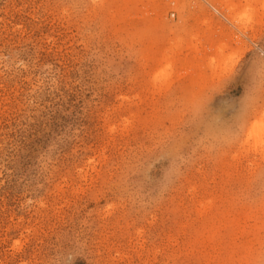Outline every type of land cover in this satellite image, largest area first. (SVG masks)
<instances>
[{
  "label": "rangeland",
  "instance_id": "374dc122",
  "mask_svg": "<svg viewBox=\"0 0 264 264\" xmlns=\"http://www.w3.org/2000/svg\"><path fill=\"white\" fill-rule=\"evenodd\" d=\"M0 264H264V0H0Z\"/></svg>",
  "mask_w": 264,
  "mask_h": 264
},
{
  "label": "bare ground",
  "instance_id": "6f19581e",
  "mask_svg": "<svg viewBox=\"0 0 264 264\" xmlns=\"http://www.w3.org/2000/svg\"><path fill=\"white\" fill-rule=\"evenodd\" d=\"M167 60V59H166ZM168 61H169V59H168ZM214 61V60H213ZM216 62V61H215ZM170 63H171V61H170ZM170 63L168 64V63H165V64H168L167 66H165L164 68H162L163 69V72H166L168 69H170V67H171V65H170ZM219 66V65H218ZM163 72H161V73H163ZM160 72L157 74V75H159V74H161Z\"/></svg>",
  "mask_w": 264,
  "mask_h": 264
}]
</instances>
